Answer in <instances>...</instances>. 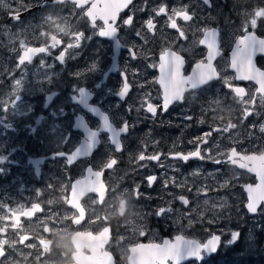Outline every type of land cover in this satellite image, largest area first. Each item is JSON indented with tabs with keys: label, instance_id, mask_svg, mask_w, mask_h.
I'll return each instance as SVG.
<instances>
[{
	"label": "flooded vegetation",
	"instance_id": "obj_1",
	"mask_svg": "<svg viewBox=\"0 0 264 264\" xmlns=\"http://www.w3.org/2000/svg\"><path fill=\"white\" fill-rule=\"evenodd\" d=\"M42 1L33 7L9 11L8 17L11 21H17L14 24L17 25L37 12H42L44 17L39 18L40 23L36 22L33 27H23L25 41L20 57L32 48L44 47L47 51L31 53V60L23 64H20L19 58V65L23 66L19 74L9 75L2 71L3 59L0 61V101L5 98V92L8 94L15 87L28 92V100L39 99V104L18 113L21 118L24 117L21 123L25 132L24 139L16 144L18 149L14 151L8 144L7 149H4L0 139V183L3 175L7 176L0 189V198L6 199H0V203L18 207L17 202L21 199L17 198L21 196L25 201L23 193L29 196V201L22 207L1 212L0 264H18L17 261L23 260L26 255H20L23 252L17 253V243L13 244L11 239L1 236V227L5 226L7 231L15 229L23 242L32 237L28 233L30 229L25 227L32 223L31 219L44 213L46 220L39 231L49 238L41 240L47 250L41 254L36 252L38 261L32 264L74 262L73 255L78 257L89 251L85 247L77 250L72 237L84 232L97 235L105 229L108 230V241L99 248L101 254L97 260L104 264L102 253L105 252L111 254L114 264H119L120 254L113 246L118 226L106 218L118 220L123 227V214L128 203L126 201L125 205V201L119 198L125 188L134 191L135 207L145 205L137 214L134 227L142 229L148 221L153 235L148 240L146 233H143L137 243H161L164 239L172 240L176 235L186 237L181 232V227L185 228L186 223L173 224L168 217L170 214L166 212L155 215V204L159 202L166 206V198L171 196L167 192H182L191 186L188 182L191 174H201L206 170L214 172L216 169L215 174H226L232 169L252 176H248L243 185L256 182L246 169L252 165L247 158L253 154H262L264 149L261 152L246 149L245 141L230 143L221 157L217 156L211 161L205 157L210 154L206 147L207 139H196L193 127L196 128L195 121L202 110L222 109L223 105H229L231 96L247 97L250 93L254 94L253 97L264 95V90L258 91L257 80L240 79L239 73L232 67V54L240 39L245 35H254L257 40L264 39V16L255 15L258 10L264 9V0H210L211 6L204 4L203 0H131L121 9L114 22L109 21L117 29L110 36L100 34L101 29L106 27L103 20L97 18L93 22L87 15L93 0H84L85 4L81 5H77L74 0H44L38 7ZM99 2L102 7L104 1ZM61 6L73 15L71 21H75L69 32L70 43H66L52 25L55 19L48 7L57 9ZM160 7L166 11L157 14ZM179 10H186L192 19L185 21L182 16L175 15ZM49 11L51 14L47 13ZM21 13L24 14L17 20L10 17ZM129 17L131 24H125L124 21ZM169 17L175 20L176 28L170 26L172 21ZM252 19H256L255 27L251 24ZM148 20H152L154 25L151 30L147 26ZM1 21L0 18V31ZM34 28L36 34H33ZM213 30L216 32V43L211 51H219V55L211 61L216 74L195 89L186 85L182 92L174 93L182 98L172 100L165 108L164 88L160 84L161 56L165 52L179 55L183 61L180 75L184 78L198 71L197 64H202L199 71H207L210 49L207 43L202 44L200 41L211 39L209 34ZM78 34H82L79 44L70 48L69 45L76 42ZM53 40L59 42L55 47L52 46ZM5 43H9L5 37L0 39L2 46ZM61 53L64 54L63 61L59 59ZM167 59L166 56L165 62ZM253 64L255 68L264 71V52L257 51L253 55ZM125 83L128 85L127 92L124 91ZM30 92H34L36 97H29ZM60 96L65 100L56 102ZM22 98L23 95H17L14 99L19 102ZM149 104L155 108V115L147 111ZM192 113L194 116L190 115ZM62 120L68 126L65 139H52V134L47 133L48 129ZM105 120L107 126L108 121L112 124V134L105 130ZM188 121L191 122L190 126ZM262 121L264 112L258 123ZM125 123L127 131L122 132ZM227 125L231 126L227 122L224 128L216 126L214 131L228 133L230 127L227 129ZM46 136L48 139H45ZM114 136L121 144L120 151L115 149ZM197 149L204 159L191 156L185 161L176 156L177 153L188 155ZM141 153L146 157L144 160L139 159ZM153 155H158L159 159L147 158ZM112 159L116 163L107 168V163ZM217 160L220 163H216ZM45 173H48L47 176L63 175L64 184H57L64 188L58 190L50 180L44 181ZM153 175L156 180L149 187L147 177ZM24 177L26 181L22 184ZM43 186L51 188L47 196L51 198L53 195L54 205L41 202L46 195L37 191V188L40 190ZM74 189L71 199L70 191ZM33 196L35 199H32ZM180 196H177L178 200ZM114 200L117 203L113 204ZM195 203V200H190L191 205ZM91 208L95 210L91 211ZM111 209L116 210V213H110ZM225 211L223 209L220 214L225 215ZM93 212L99 216L91 224L89 221ZM64 213L68 214L67 221L71 227L67 231L70 250L63 255L59 243H55L60 233H53L51 225ZM194 225L201 227L197 222ZM208 226L211 230L207 237L220 233L222 239L227 238L218 223Z\"/></svg>",
	"mask_w": 264,
	"mask_h": 264
},
{
	"label": "rangeland",
	"instance_id": "obj_2",
	"mask_svg": "<svg viewBox=\"0 0 264 264\" xmlns=\"http://www.w3.org/2000/svg\"><path fill=\"white\" fill-rule=\"evenodd\" d=\"M39 1L40 0H0V18L2 19L0 39L3 40L5 37L9 42L3 44V46L0 44V61L3 59L4 67H2V71L4 70L5 72H8L9 75L19 74L20 71H23V66L19 65V58L25 41L23 27H33L36 22L40 23L39 18H43L44 14L42 12H37L30 16L26 21L14 25L17 21H13V19L12 21L9 20L8 12H13L17 9H24L25 7L29 8L36 6ZM48 8L49 10H52L54 15L55 22L52 23L54 31L60 33L66 43H70L69 32L72 31L75 22L71 21L73 15H70V13L66 11V8L62 6L57 9L51 7ZM70 9L73 8L70 6ZM47 13L51 14V11ZM35 29L36 28L32 30L33 34H36ZM61 29H63V31H61ZM17 95H23L22 100L19 102H16L14 99ZM27 95L28 92H23L21 88L15 87L12 88L8 94L5 92V98L0 101V139H2L1 141L4 149H7V144L8 146L13 147L14 151L18 149L16 144L17 142L21 143V139H24L25 135L24 126L21 123L24 117L21 118L18 113L30 106L39 104V99L28 100L26 98ZM34 95V92H30L29 97H36V95ZM253 96L254 94L252 93L247 97L234 98L231 96V102L227 106L223 105L224 108H205L202 110V113L197 116L195 121L196 128L193 127L195 132L194 137L196 139H207L206 147L209 148L210 154L205 155V157L209 160L212 161L216 159L217 156L221 157V154L225 153L229 148L230 143L233 144L245 141L246 145L244 148L246 149L259 152L264 149V130H262L264 129V121L258 123L264 112V103H262L261 100L262 96ZM63 100L65 99L60 96L56 102H63ZM246 110L249 113L247 116L245 115ZM190 115L194 116V113ZM224 119H226V121H223ZM227 122L231 125L226 126L227 129L230 127L228 133H225L222 130L217 132L214 131L216 126L224 128ZM53 123L54 120L51 121V124ZM190 124L191 122L188 121L189 126ZM67 131L68 126L66 122L62 120L58 121L56 125L51 126L47 133L52 134V139H65L64 134ZM45 139H48L47 136ZM214 172H217V169ZM214 172L206 170L201 174H191L192 177H189L188 179V182L192 184L191 186L185 188L182 192H167L171 194V196L166 198V206L159 202L156 204L154 203L156 206L154 208L155 215H157L156 211L160 208H170L171 211H166V213L170 214L168 217L171 218L173 224H183V222H185V228L181 227V232L186 236L196 238L202 242L206 240L208 231L211 230V227L208 226V224H219L222 228V234L226 235L227 238L223 239L218 258L214 262V260L209 257L199 264H237L242 253L236 252L237 249L243 250L246 253V264H257L259 257L264 261V207H261L255 216H249L244 208L246 196L242 189V185L244 181L248 180L247 177L250 175L247 176L244 172L232 169L226 174H215ZM47 174L48 173H45L43 176L44 181L49 182L50 180L51 184H55L58 190L64 188L57 184L59 182L61 185L64 184L62 180L65 177L63 175L47 176ZM4 178L7 180V176L3 175L0 189L3 187L2 183L4 182ZM28 178L30 179V175ZM23 180L22 184L25 183L26 178L24 177ZM29 189L31 190V186H29ZM37 191L46 195V197L42 199L43 201L39 199L43 204L46 202L54 205L53 195H51V198H48L47 196V193L51 192V188L43 186L40 190L37 188ZM133 192L134 191L131 189L125 188L123 194L120 195L121 197L119 198V200L122 198L125 201V205L126 201L128 203L123 214L124 228L121 227L118 220L106 218L113 221L114 224L118 226L114 233L113 246L120 254L119 264H127L125 257L129 250L128 246L135 245L139 241L138 239L143 236V233H146V238H148V240L153 238L151 230L148 227V221L145 225L148 229L145 227L142 229L134 227V224L137 221V214L143 210L145 205L139 204L135 207V197ZM144 195H146V193H144ZM178 195L183 196L185 199L187 198L188 203L184 204L181 200H178ZM23 198H26L25 201L24 199L22 200L21 196L17 198L21 199L17 202L18 207H14L12 204L5 202L0 203V217L3 210H6L7 212L9 208L13 207L16 210L29 201L27 193H23ZM0 199L6 198L1 197ZM32 199H35V196H33ZM191 199L195 200L197 204L195 203L191 205ZM112 202L113 204L117 203L115 200ZM46 209L49 210V208ZM223 209H226L225 215L220 214ZM94 210V208H91V211ZM110 213H116V210L111 209ZM98 216L97 212H93L89 222L94 224ZM67 217L68 214L64 213L60 215V218L56 220L55 224L50 222L52 224L51 229L53 233H60V237L56 239L55 243H59L61 248L60 252L63 255L66 251L70 250V239L67 236V231L70 229L71 224L67 221ZM31 220L32 223L26 226L25 229H30L28 233H30L32 237L24 239L23 242L20 240V234H16L15 229L12 228L7 231L5 226L1 227V229H3V234H1V236L11 239L13 244L17 243L16 246L13 245L18 249L17 253L23 252L20 255L24 253L26 254L23 260L17 261L18 264H32L33 261H38L39 256H36V252H40L39 254H41L45 253L47 250V248L41 244V240L49 238L39 231V228L46 220L45 213L38 215ZM221 221L225 222L222 223ZM195 222L201 227L197 228L194 225ZM233 230L240 231L237 243L234 244L229 243L230 233ZM224 252L230 253L231 257L223 256ZM31 254L33 257H30ZM12 260L14 263L15 260L13 255ZM186 264L198 263L188 262Z\"/></svg>",
	"mask_w": 264,
	"mask_h": 264
},
{
	"label": "snow or ice",
	"instance_id": "obj_3",
	"mask_svg": "<svg viewBox=\"0 0 264 264\" xmlns=\"http://www.w3.org/2000/svg\"><path fill=\"white\" fill-rule=\"evenodd\" d=\"M74 2L77 5H81L83 3V0H74ZM131 0H104L103 6L101 7L99 0H93L91 9L88 11L87 15L92 19L93 22L96 21L97 18L101 19L104 21V25L106 26L105 28L101 29L100 34L103 36H110L114 33H116L117 29L113 27L112 24L109 23V21H115L117 18L118 13L121 11L122 8L126 7L128 3H130ZM204 4L211 6L210 0H203ZM166 10L164 7H160L158 10L157 14L164 13ZM175 15L177 16H182V18L185 21L191 20L192 16L187 13L186 10H179L175 12ZM255 15L257 17L264 16V9L258 10ZM169 19L172 21L171 22V27L176 28V22L172 17H169ZM132 20L131 17H129L128 20H125V24H131ZM251 24L253 27L256 25V19H252ZM147 26L148 29L151 30L154 25L152 23V20L147 21ZM63 31V29H61ZM82 34L76 35V42L74 44H70L69 47H74L75 45L79 44V40L81 38ZM139 35V33L137 34ZM183 35V33H181ZM211 39H205L200 41V43L208 44V47L210 49L209 52V57H208V67L207 71H199L202 68V64H197V72L194 73L192 76H189L187 78H184L180 75V69L182 67L183 61L179 55H176L175 53H167L165 52L161 56V63H160V69H161V79H160V84L164 88V104L165 108H167V105L172 101V100H178L181 99L182 96L179 94H174L178 92H182L184 90V87L186 85H190L191 88L195 89L197 88L198 85H202L206 83L207 80H210L216 73L215 70L212 67V59L214 56L219 55V51H211L215 47V37H216V32L213 30L210 34ZM59 42L53 40V47L56 46ZM47 49L44 47L41 48H32L28 49L25 51L24 55L20 57V64H23L25 61H30L31 60V55L30 53H44L46 52ZM264 52V39L257 40L254 35H245L242 39H240L237 42L236 45V50L233 52L232 56V67L236 69L237 73H239V78L244 79V80H257L259 83V89L258 91L261 92V90H264V71H260L259 69L255 68L253 64V55L257 52ZM168 57L167 61L165 62V57ZM59 59L61 61L64 60V54L61 53L59 56ZM228 81L225 80V84H227ZM124 91H128V85L125 83L124 84ZM236 91V89H234ZM121 96L123 98V93H121ZM262 103H264V95L261 97ZM147 111L155 115V108L149 104L147 107ZM249 113L246 110V116ZM190 119V117H189ZM105 126L107 127V120H105ZM264 130V129H262ZM127 131V124L125 123L124 128H122V132ZM113 142L115 144V149L116 151L121 150V144L117 139H113ZM206 142V141H205ZM79 154V153H77ZM177 157L187 161L189 157L195 156L199 157L200 159H204V156L201 155L200 150L197 149V151L189 153L188 155H182L180 153L176 154ZM146 157L144 156L143 153L140 154L139 159L144 160ZM148 159L151 160H158L159 156L158 155H153L150 157H147ZM216 163H220V161H215ZM116 163L115 159H112L109 163H107L106 167L111 168L114 164ZM91 171V169H89ZM95 175V173H94ZM149 187L152 186V183L156 180V176H149L147 177ZM167 183V181H166ZM179 199L184 203L187 204L188 201L183 197L180 196ZM264 202V200H251L247 207L250 211L255 213L257 211L258 205ZM166 211H171L170 208L165 209V208H160L159 212L157 215H161L165 213ZM212 237H215L219 242H221V236L220 235H212ZM210 238V239H211ZM238 238V233L233 232L232 233V239L229 243L235 242V240ZM206 243V242H205ZM164 244L166 246L173 247L177 250V256L178 259H182L183 256L187 257H194L197 259L201 258V253L203 251H210V252H215L218 250V247L220 243H218L215 247H205L200 244H198L197 241L195 240H185L182 236L177 235L175 237V244L170 245V241L165 240Z\"/></svg>",
	"mask_w": 264,
	"mask_h": 264
},
{
	"label": "water",
	"instance_id": "obj_4",
	"mask_svg": "<svg viewBox=\"0 0 264 264\" xmlns=\"http://www.w3.org/2000/svg\"><path fill=\"white\" fill-rule=\"evenodd\" d=\"M52 2H60L63 0H49ZM84 1V0H83ZM104 1V0H102ZM45 1L43 0L38 7H40ZM82 4H85L84 2ZM24 13L21 14H14L10 15V17H13L15 20L19 19ZM31 54V53H30ZM51 97V95H50ZM112 124L108 121V126L104 127L105 130L110 132L112 134L111 126ZM250 159V160H249ZM248 161L252 163V165L247 166L246 169L249 171L252 175H254L256 182L254 184H245L243 185V191L246 195V202L244 204V207L249 215H255L258 212L259 207L262 205L261 202L258 207L257 211L253 213L250 211L247 207L248 203L251 200H264V152L260 155L253 154L251 156H248ZM75 192V189L70 191V198L73 199V194ZM235 233H238L235 231ZM218 235V234H213ZM177 236V235H176ZM172 240L164 239L170 241V245L175 244V237ZM182 236V235H180ZM185 240H195L198 242V244L205 246V247H215L218 243H220L215 237L211 236L207 238L205 241L206 243L201 244L198 240L193 238H187L182 236ZM211 238V239H210ZM232 239V235H231ZM108 241V230L105 229L102 233H99L97 235H92L89 232L79 233V235H75L72 237V242L77 250L81 249L82 247H85L89 253H83L80 254V256L74 258V262L68 263V264H102V262H98V257L100 256L101 247L104 246L105 242ZM164 241L162 243H154V242H141L137 243L135 245L130 246L129 254L127 256V262L128 264H166L167 260H170L172 264H179L183 263L187 260H201L202 259V253L201 258L197 259L194 257H187L183 256L182 259H178L177 256V250L173 247L166 246L164 244ZM207 255L214 254L215 252L206 251ZM105 257V263L104 264H114L113 258L111 254L109 253H102ZM107 254V256H106Z\"/></svg>",
	"mask_w": 264,
	"mask_h": 264
},
{
	"label": "trees",
	"instance_id": "obj_5",
	"mask_svg": "<svg viewBox=\"0 0 264 264\" xmlns=\"http://www.w3.org/2000/svg\"><path fill=\"white\" fill-rule=\"evenodd\" d=\"M236 252H242L241 255H240V259L238 260L237 264H243V263L246 264V260H245V257L247 256L246 253L243 250H240V249H237ZM218 255H219V251H218V253L216 255L211 256V259L214 260V262H215L216 259L218 258ZM223 256L231 257L230 253H228V252H224ZM257 264H264V261H262L261 257H259V259L257 260Z\"/></svg>",
	"mask_w": 264,
	"mask_h": 264
}]
</instances>
